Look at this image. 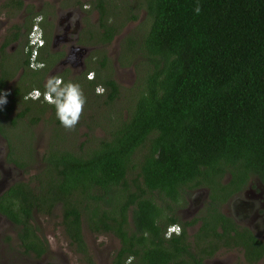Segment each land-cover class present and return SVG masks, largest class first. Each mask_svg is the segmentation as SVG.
<instances>
[{
  "label": "trees",
  "instance_id": "16d2710c",
  "mask_svg": "<svg viewBox=\"0 0 264 264\" xmlns=\"http://www.w3.org/2000/svg\"><path fill=\"white\" fill-rule=\"evenodd\" d=\"M97 7L108 43L116 28L103 20L104 0ZM144 8L148 29L129 40L128 48L141 56L142 74L127 117L89 150L58 149L45 158L59 184L39 187L49 198L47 207L24 182L12 183L0 196V211L22 225L27 251H43L31 223L33 209L48 212L61 199L66 235L85 259L91 257L82 219L94 231L118 236L112 264H128L130 254L135 264H167L174 255L162 244L160 208L144 196L145 187L172 193L224 169L232 181L253 173L264 182V0H144ZM96 76L90 82L104 86L108 105L119 84L98 69Z\"/></svg>",
  "mask_w": 264,
  "mask_h": 264
},
{
  "label": "flooded vegetation",
  "instance_id": "af4514ba",
  "mask_svg": "<svg viewBox=\"0 0 264 264\" xmlns=\"http://www.w3.org/2000/svg\"><path fill=\"white\" fill-rule=\"evenodd\" d=\"M74 15L78 19L73 24L71 18ZM38 17L43 19L38 20ZM33 26H36L41 36L40 43L36 45L29 39ZM102 31V15L97 0H0V94L5 91L9 93L7 103L0 106V126L3 129L0 131V196L12 183L24 182L33 188L37 201L44 202V208L49 204V198L41 194L39 187H46L51 180L57 187L56 173L47 169L44 161V167L24 177L21 165L15 159H8L13 152L6 140L2 120L10 119L9 115L15 106H22L15 112L17 119L28 111H43L46 106L54 109L42 98L39 101L24 99L34 88L43 91L51 75L62 77L66 82H78L85 95H98L96 88L102 84L92 85L88 80V72L93 71L97 78V69L99 71L102 68ZM33 49L35 55L31 56ZM33 57L45 67L34 71L30 67ZM102 88L105 90L104 86ZM23 109H26L25 113L18 115ZM38 120L34 115L20 122L13 118L9 120L11 124L8 126L22 129L13 138L27 152L26 156L32 154L30 140L35 138L32 128ZM49 146L42 154L44 160L53 151ZM11 169L16 176L12 175ZM129 181L130 187L134 188ZM144 196L160 208L156 222L163 228L162 244L174 255L167 264H264V182L257 175L248 173L243 180L232 181L230 170L224 169L222 174L203 178L198 184L173 187L172 193L164 188L145 187ZM63 204L58 199L48 212L33 209L31 223L43 246L40 254L28 250L35 257L47 252L49 240L47 233L39 231L33 222L34 215H51L59 208L62 216ZM128 220L132 222L130 213ZM13 225L17 229L12 231ZM176 225L182 228V234L177 236L173 233L170 239L165 238L170 227ZM21 226L0 211V237L9 232L25 250L19 235ZM118 241L120 245L119 238ZM70 245L74 248V245ZM29 261L18 259L17 256L10 259V255L3 253L0 247V264H38ZM136 261L134 254L126 258L128 264H135Z\"/></svg>",
  "mask_w": 264,
  "mask_h": 264
},
{
  "label": "rangeland",
  "instance_id": "374dc122",
  "mask_svg": "<svg viewBox=\"0 0 264 264\" xmlns=\"http://www.w3.org/2000/svg\"><path fill=\"white\" fill-rule=\"evenodd\" d=\"M106 11L103 20L113 23L116 31L108 43L102 44V53L106 56V66L99 69V75L108 74L119 84L118 96L108 105L104 104L103 94H86L87 104L84 114L74 131H68L61 126L56 117L55 109L50 106L44 107L43 111H28L23 117L17 119L15 112L22 106H15L9 117L2 120L6 129V140L11 144L12 152L8 159L21 162L23 176L33 174L40 170L44 163L42 154L49 146L53 151L69 149L75 153L89 150L101 138H108L110 132L121 118L128 115V109L132 104L133 94L136 92L138 78L142 74L141 56L129 47L130 38H138L149 26V16L144 8V0H104ZM138 54V55H137ZM99 87H103L99 85ZM95 91V90H94ZM104 93V92H103ZM37 103V102H36ZM31 115L39 119L32 128L34 140H30L31 156H26V151L17 145L14 134L22 132V129L8 126L9 120L24 121ZM24 141H26L24 139ZM51 143V144H50ZM54 143L55 145H53ZM52 151V152H53ZM143 148L137 149L135 157L141 156ZM21 152V154H19ZM7 167H9L7 165ZM10 167H14L10 165ZM9 169V168H8ZM12 175L16 176L13 169ZM19 176V175H17ZM134 176L129 174V179ZM59 208L53 214L46 215L37 213L33 222L38 230L47 233L49 248L47 252L35 257L32 252L23 250L19 246L18 239L6 232L0 237L1 251L6 255L17 256L18 259L36 262L38 264H111L113 255L119 247V241L115 234L110 232L94 231L90 229L85 219L82 224V234L90 253V260L78 254L69 243L68 236L64 233ZM84 218V217H83ZM12 231L17 226H11ZM10 237V238H9Z\"/></svg>",
  "mask_w": 264,
  "mask_h": 264
},
{
  "label": "clouds",
  "instance_id": "9594fccd",
  "mask_svg": "<svg viewBox=\"0 0 264 264\" xmlns=\"http://www.w3.org/2000/svg\"><path fill=\"white\" fill-rule=\"evenodd\" d=\"M88 6L86 5L85 8ZM202 11V6L198 3L194 7V12L199 15ZM38 20H42L43 17H38ZM78 17L75 15L71 18V22L74 24ZM30 67L34 71H39L45 67L43 63H37L35 57L30 64ZM95 78V73H89L88 79ZM97 94H103L104 89L102 87L96 88ZM8 92L0 94V106L7 103ZM43 100L55 109V114L62 127L68 131H74L79 124L81 117L84 114V109L87 104V97L84 93L82 86L78 82L65 81L62 77L51 75L48 77L44 84V89L41 91L39 88L32 89L24 97L25 100L39 101ZM173 233L177 236L182 234V228L178 225L170 227L165 234V238L170 239Z\"/></svg>",
  "mask_w": 264,
  "mask_h": 264
},
{
  "label": "built area",
  "instance_id": "2783aa9c",
  "mask_svg": "<svg viewBox=\"0 0 264 264\" xmlns=\"http://www.w3.org/2000/svg\"><path fill=\"white\" fill-rule=\"evenodd\" d=\"M29 39L31 41V43L33 44H37V43H40L41 41V36L39 34V31L38 29L36 28V26H33V28L31 29V32H30V35H29ZM35 55V49H33L32 53H31V56H34ZM89 73H93V71H89Z\"/></svg>",
  "mask_w": 264,
  "mask_h": 264
}]
</instances>
